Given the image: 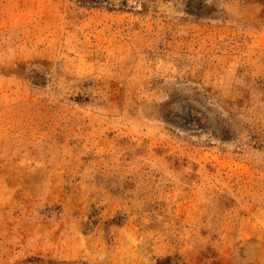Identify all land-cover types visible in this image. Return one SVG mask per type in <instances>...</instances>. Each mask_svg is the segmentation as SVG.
<instances>
[{
    "label": "rangeland",
    "instance_id": "374dc122",
    "mask_svg": "<svg viewBox=\"0 0 264 264\" xmlns=\"http://www.w3.org/2000/svg\"><path fill=\"white\" fill-rule=\"evenodd\" d=\"M264 264V0H0V264Z\"/></svg>",
    "mask_w": 264,
    "mask_h": 264
},
{
    "label": "trees",
    "instance_id": "16d2710c",
    "mask_svg": "<svg viewBox=\"0 0 264 264\" xmlns=\"http://www.w3.org/2000/svg\"><path fill=\"white\" fill-rule=\"evenodd\" d=\"M80 1L81 2H86V3H97L99 0H80ZM160 264H162V263H160Z\"/></svg>",
    "mask_w": 264,
    "mask_h": 264
}]
</instances>
